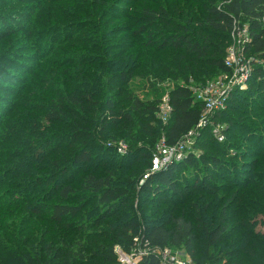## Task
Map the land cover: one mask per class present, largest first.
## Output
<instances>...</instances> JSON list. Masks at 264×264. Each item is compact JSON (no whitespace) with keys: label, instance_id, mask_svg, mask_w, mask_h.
Here are the masks:
<instances>
[{"label":"trees","instance_id":"1","mask_svg":"<svg viewBox=\"0 0 264 264\" xmlns=\"http://www.w3.org/2000/svg\"><path fill=\"white\" fill-rule=\"evenodd\" d=\"M14 15L20 16L16 25L11 23ZM122 18L120 27L115 22ZM1 22L0 90L4 86L15 99L11 109L0 110L5 119L0 123V194L4 175L13 179L10 186L23 187V192L32 186L36 193L31 200L40 204L27 203L21 209L32 213L34 224H42L51 237L39 244L17 235L0 241V264H125L117 247L128 255L146 251L141 264H161L153 250L165 247L185 249L196 264H243L238 257L243 249L223 246L232 217L236 232L247 234L251 247L264 246V232L254 231L256 219L264 216V70L255 67L248 89L235 91L240 98H230L232 106L215 112L200 127L205 106L190 86L213 71L230 70L226 41L244 29V22L250 35L246 52L264 56V0H21ZM47 35L52 43L46 48ZM214 35L220 44L213 41ZM20 39L22 52L14 45ZM166 50L181 52L174 68L162 60ZM26 52L35 53L25 57ZM20 55L37 65L21 61ZM13 64L28 75L20 78ZM180 72L186 74L185 84L167 90L159 83L167 74L176 77ZM133 82L151 87L155 96L142 99L131 88ZM250 93L256 98L246 96ZM165 94L172 106L167 121L159 116ZM249 102L261 103L252 110L260 123H251L235 105L252 109ZM229 111L237 118L228 117ZM11 116L26 121L14 128L9 125ZM215 125L224 127V140L213 135ZM118 127L128 143L123 155L100 139ZM192 130L197 131L194 146L153 170L160 143L174 146ZM8 134L13 150L7 158H19L20 168L4 161ZM232 140L254 143L246 145V152H234L228 146ZM249 155L254 157L244 166L248 171L223 203L220 222L202 224L208 248L220 249L219 255L200 254L187 212L161 211V203L185 201L196 191L217 194L218 181L234 174L236 165L228 157ZM147 174L138 187V179ZM142 193L159 199L141 197ZM145 204L156 210L147 213ZM3 208L0 204V213ZM74 219L78 224L72 228L67 221ZM89 236L95 238L89 242L95 247L83 242Z\"/></svg>","mask_w":264,"mask_h":264},{"label":"rangeland","instance_id":"2","mask_svg":"<svg viewBox=\"0 0 264 264\" xmlns=\"http://www.w3.org/2000/svg\"><path fill=\"white\" fill-rule=\"evenodd\" d=\"M21 0H0V26L4 25L1 22V18L2 16L6 15L7 13H10L12 11H14L15 9H17L19 7V2ZM220 1V0H219ZM219 4H221V2H219ZM127 8V6L125 7ZM125 10V9H124ZM20 16L19 15H14V17H12L11 19V23L16 25L18 24V18ZM124 20L123 18L116 23V25H119L120 27H122ZM243 25L247 26V23L244 22ZM239 31V30H238ZM235 32V33H231L229 35V38L226 41V57L229 54L231 49H237V47H242V45H244V41L246 38V34L245 33H241L238 34L239 32ZM241 31V30H240ZM121 36H118V39ZM43 39L46 41V48L49 47L52 43V41L50 40V35L44 36ZM213 41H215V43L220 44L221 39L218 36H213ZM17 42H21L20 40H16L14 42V45H16L15 49H19V47L17 46ZM246 45V44H245ZM23 47V46H22ZM246 46L245 49L243 50V55H248V53L246 52ZM21 50L22 52V48L19 49V51ZM43 51L45 52V48L43 49ZM35 52H26L23 53L25 55V57H33V54ZM181 55L180 51H176V50H166L163 54H162V60H164V64L168 65L172 68H174L178 63H179V57ZM166 57V59H165ZM225 57V58H226ZM20 59H23L21 61L25 60V63L29 62V59L27 58H22V56H19ZM164 58V59H163ZM32 63L33 65H37L36 61L33 62H29ZM8 65V64H6ZM11 68H13V71H17V75L21 78H24L28 75L27 72H25V70H22V68H20L19 65L13 64L11 65ZM164 68V67H163ZM163 68H160L159 70H162ZM185 73L184 72H180L176 77L174 76H169V74H167L166 78L164 80H162L161 82H159L162 87H165L167 90L170 89L171 87H174L176 84L180 83V84H185L184 77H185ZM203 79L201 81H199L198 83L191 81L190 86L192 88H194V92L196 93L198 91V89L205 87L208 84L211 83H217L220 81H224L226 82L227 79H224V73H219L217 71H213V73L208 76V77H202ZM13 83H17L18 82H13ZM3 89L0 90V110H4L6 111V109H11L12 104L10 103V101H12L14 98V95L11 94V92H8L6 90H4V86H2ZM131 88L135 89L137 91V94L142 98V99H149V98H153V96H155V93H153V89L147 88L139 83H132L131 84ZM247 88L245 89H238V87H233V89L231 90L229 97H227L226 100V108L228 109L229 106H232L231 102L229 104V99L230 98H240V96H238L236 94V90H240V91H244L247 90ZM166 90V91H167ZM194 93V94H195ZM160 96V94H157ZM156 95V96H157ZM196 94V99L199 100L197 98ZM247 97L250 98H256V95L253 93L247 94ZM5 97H7V100H5ZM250 100V99H249ZM238 109L242 110V113H247V117H249V121L251 123H260V121L262 120L261 117H256V113L252 112L253 109L257 108L259 105H261V103H257L254 104L252 102H249V105L251 107H253L252 109L246 107V105H241V104H235ZM233 112H228L227 116L228 117H235L236 113ZM241 114V112H240ZM245 114H242L243 117H246ZM237 118V117H235ZM4 122L5 119L1 120L0 118V123ZM10 121L9 125H11V127L14 128H19L23 126V122H25L26 120L23 119L22 117L16 118L14 116H11V118L8 120ZM19 121H21V125H19ZM259 126V125H257ZM264 129V125H262ZM260 129V128H259ZM121 129L118 127L114 130H112L110 133V136L108 138H100L101 142L106 143L107 147H112L115 148V150L117 151V153L123 155L127 149H128V143L123 139L122 134H121ZM224 130V129H223ZM240 128L239 127H234L233 131H239ZM242 134L246 135L245 131L242 130ZM197 131L193 132V134L188 137L186 145L187 147L191 148L194 146V144L197 142ZM9 134L6 136H4V161L7 163L10 159L7 158L6 153H10L12 152L13 148L12 146H10L9 141L10 139H8ZM225 138V135H224ZM6 139V140H5ZM224 140V139H223ZM241 141V140H240ZM242 143L238 142L237 140H232L231 144H228L233 146L232 148L230 147L229 150L230 151H234V152H246L245 151V147L246 145H250L253 143H245L243 144V141H241ZM119 148H123V152L121 153L118 149ZM198 151V150H196ZM242 155H247L242 154ZM176 156V155H175ZM254 156L249 155L247 158H242L239 157L237 159H232L230 157H228V161L231 163H234L236 166L234 167V174H232V178H228L227 180H221L218 181V185L220 186V190L218 191L217 194H207L204 191H196L194 192L191 196L188 197L187 200H179L178 198L173 199L172 201H170L167 204H163L161 203V211H164L166 209L169 208H174L176 210V213L178 215H182L184 214V212L186 213V217L191 219V221L194 224V228H195V233H196V237L197 239L196 241V246L199 250L200 254L205 255V253H209L212 254L213 256L217 257L219 255V250L218 248H212L209 249L206 243V239H205V233L203 231L202 228V224L205 225H217L220 220L222 219V205L223 203H225L227 197L229 195H231V193H233V191L236 190V187H240V185L243 182V178L245 177L248 168H244V166L248 165L249 161L251 159H253ZM19 158L17 157H13L11 158L10 162H15L17 164ZM16 167L20 168L22 167L21 165H16ZM85 170V166H82V171ZM189 173V171H185L184 172V178L185 176ZM230 174L228 173V176ZM9 177V176H8ZM142 177V176H141ZM13 179L7 178L6 179V175H4V192L2 194H0L1 198H0V204H4V208L2 209L3 212L0 213V241H4L5 239H9V241H11L10 236H20L22 237L21 241H25L27 239H32L34 240L37 244H39L42 240H48L51 235H45V227H42V224L40 225L41 227H37L34 223H35V219H31L32 213H28L25 212L26 210H22L21 207L25 206L28 203V206H38V204H40V202L38 200L32 202L31 198L34 195L35 190L32 186H27L24 190L25 192H23V187L20 188H15L14 186H10V183ZM144 177L143 178H139L138 179V184L140 186L143 185L144 183ZM18 191V192H16ZM33 194V195H32ZM82 192H78V197H82ZM141 197H148L149 199H159L158 196H154L153 194H149V193H142L140 195ZM137 197V194H136ZM137 199V198H136ZM75 200H73L74 202ZM173 202V203H172ZM20 206V208L18 209V207ZM43 205V204H41ZM47 205V204H44ZM145 207L147 209V213H153L156 209H155V205L153 207H151L150 204H145ZM22 210V211H21ZM137 212H141V211H137ZM262 213L264 211H261ZM93 217V214H92ZM235 221L234 218L232 217L231 220L228 222L229 223V231L225 234V242L223 244L224 248L226 250H232L236 251V250H240L243 249L242 252H240L238 255V257L240 258L241 262L243 264H264V246H256V247H251L252 242L249 240L247 234H244L243 231L241 232H236V225H235ZM256 228H255V232H264V216H260L258 218V220L256 219ZM68 225H73L72 228H75V225L78 224V220L74 219V220H68L67 221ZM99 227V226H98ZM97 227V228H98ZM4 231V237H2V232ZM57 235V234H56ZM78 237L79 239L83 238L81 236H75ZM41 238V240H40ZM95 239L93 236H89L88 239H86L85 241H83L89 248L91 247H95V244H89V242ZM239 240H241V242H239V244L235 245V243H237ZM8 241V242H9ZM173 249V248H172ZM209 249V252H208ZM117 253L121 256L122 254H124V261L120 258L121 262L126 263L131 262L132 264H134L135 261H138L137 256L134 255V253H131L130 255H128L127 253H125L121 247H117L116 248ZM173 252L178 254L179 256H188V254L186 253L185 249L183 248H179V249H173ZM137 254V253H135ZM195 262V261H194ZM210 264V263H207Z\"/></svg>","mask_w":264,"mask_h":264},{"label":"built area","instance_id":"3","mask_svg":"<svg viewBox=\"0 0 264 264\" xmlns=\"http://www.w3.org/2000/svg\"><path fill=\"white\" fill-rule=\"evenodd\" d=\"M238 32V34L245 33L246 38L242 47L231 49L225 58L226 66L230 69L227 73H224V79H227V81L224 82L222 80L217 83L208 84L205 87L198 89L196 93L194 92V88L191 87L195 93V97L196 94H198L197 98L199 101H202L205 106L202 118L197 127L205 125L209 121V117H212L215 112L224 110L226 108V100L227 97H229L233 87L245 89L249 86V81L252 78L255 67H261L264 70V56L243 55V50L250 40L249 26H245L243 30H239ZM159 108L160 118L163 121H167L170 118V114L172 112L169 94H165L163 96ZM223 128L224 127L220 125H215L212 128L213 135H215L219 141L224 139V135L222 133ZM193 132L195 131H190L182 141L174 146H167L164 142L160 143L157 148V153L154 154L152 158L153 170H159L174 159L181 158L187 149V139L193 134ZM118 150L121 153H124L123 148H119ZM147 177L148 174L144 175V179ZM153 252L159 257L161 264H196L189 255L181 257L174 253L173 249L170 247L156 248L153 250ZM146 253V251L138 254L134 253L138 259V261H135L136 264H141V260ZM120 258L124 261V254H122ZM126 263L132 264L128 261Z\"/></svg>","mask_w":264,"mask_h":264},{"label":"bare ground","instance_id":"4","mask_svg":"<svg viewBox=\"0 0 264 264\" xmlns=\"http://www.w3.org/2000/svg\"><path fill=\"white\" fill-rule=\"evenodd\" d=\"M134 264H136V262H134Z\"/></svg>","mask_w":264,"mask_h":264}]
</instances>
